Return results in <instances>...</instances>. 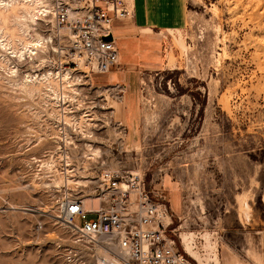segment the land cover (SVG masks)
<instances>
[{"label": "rangeland", "instance_id": "obj_1", "mask_svg": "<svg viewBox=\"0 0 264 264\" xmlns=\"http://www.w3.org/2000/svg\"><path fill=\"white\" fill-rule=\"evenodd\" d=\"M181 3V27L157 36L163 66L126 75V136L111 131L124 120L122 105L109 85L101 87L122 83L120 72L92 75L89 87L81 73L67 70L71 88L58 99L13 85L26 73H66L44 48L12 60L17 79L0 71V264H64L56 245L68 244L69 231L50 214L48 195L24 176L29 156L57 145V133L47 136L39 116L48 111L54 118L61 100L97 116L112 105L116 115L101 116L108 131L93 137L95 148L113 157L106 145L118 143L123 152L113 163L140 172L148 189L162 186L170 230L189 255L202 264H264V0ZM116 44L121 67L128 44Z\"/></svg>", "mask_w": 264, "mask_h": 264}, {"label": "built area", "instance_id": "obj_2", "mask_svg": "<svg viewBox=\"0 0 264 264\" xmlns=\"http://www.w3.org/2000/svg\"><path fill=\"white\" fill-rule=\"evenodd\" d=\"M39 2L42 11L38 30L41 33H49L48 26H52L56 32L67 28L73 34L65 38L53 32L57 43L66 39V51L64 54L59 52L61 62L58 67L75 70L76 59L83 57L89 76L109 75L112 68H118V51L111 23L117 20L131 24L133 4L130 0ZM115 86L120 87V93H124L123 86ZM116 124L119 133L126 135L127 126L121 122ZM71 135L75 137L76 146L60 139L55 145V169H47L46 164L42 163V159L48 157L49 150L40 149L28 158V173L24 175L26 180L34 176V180L46 182L52 204L50 214L64 223L78 244L77 248H71L57 243L58 255L63 263L193 264L181 245L177 244L173 230H170L172 214L162 194V186L161 190L148 189L144 184V176L124 169L123 162L116 170H103L99 163L89 165L87 168H92V173L86 176L92 179L88 187H71L65 181L54 183L57 172L63 176H77L78 170L82 171L79 168L82 166V154L78 152L83 138L72 131ZM125 143L126 140L122 146ZM113 144L115 146L111 147ZM111 145L106 146L113 157L121 158L119 154L123 150L119 144L112 142ZM71 151L77 154L73 156ZM67 156L71 161H67ZM88 200H94L95 203H91L95 206L85 208ZM88 215L93 217L87 219Z\"/></svg>", "mask_w": 264, "mask_h": 264}, {"label": "bare ground", "instance_id": "obj_3", "mask_svg": "<svg viewBox=\"0 0 264 264\" xmlns=\"http://www.w3.org/2000/svg\"><path fill=\"white\" fill-rule=\"evenodd\" d=\"M41 11H42V6L39 0H0V71L8 74L9 76L8 81L12 80L14 77L15 78L18 77L17 67L15 65H12V60L22 61L25 60L26 58L32 59V57H35L37 55V52H39L41 48L47 50L46 54L51 53L52 56L58 57L59 63L61 62L59 52L61 54H64V52L66 51L65 49L66 39L65 41H59L57 43L55 38L53 37V32L55 34L58 33L60 37H65V38L68 37L70 38L72 37L73 34L67 28H62L60 30H57L56 32V30H54L52 26H48L49 33L46 34L41 33L38 30V20H40ZM33 35H35L36 37ZM169 60H171L170 57ZM76 65H77V69L75 70H71L70 68L58 67L59 71H63L66 73H60V72L54 73L47 71L41 73L40 76L32 75V74L30 75L26 73L25 75H23L24 77H20L19 83L15 81L16 83H14L13 85H15V87L18 86L20 88L25 89L28 93L34 92V93H38L39 95L41 94L47 96V92H49V95L53 94L58 99L61 98L64 99L66 97V90H64V88H71L70 85H67L70 84L67 74L69 72L67 70L71 72L81 73L82 76H77L78 79L79 78L82 79L86 77L85 79H87V81L89 82V84H86V86L92 87L91 84L92 75L89 76L88 73L86 72V68L84 66V58L80 57L76 59ZM112 73L114 72L111 71L110 74ZM94 75H99V74H94ZM108 88H111V90L114 91L116 96L115 100L117 102H121L123 98L121 99V96L119 94L120 87L112 85V86H108ZM102 100L106 102L104 98ZM67 102L68 101L66 100H61L57 102L60 107H57L58 110L57 113L54 115V118L51 116L50 112L48 111L41 113L39 118L40 119L44 118L46 120L44 124L45 126L44 128L42 127V129L44 130V132L47 133V136L49 135L50 129H52L57 133L56 134L57 139L55 141L56 144L59 142L60 139L62 141H65L66 143H71L76 146L77 142H75L74 140L75 137L71 135V131L74 134L79 133L82 135L83 141H81L80 143L81 148L78 153L82 154V158L80 159L82 166H80L79 168H82V171L83 170L84 171L82 172L78 170L77 176L75 175L63 176L57 172L56 180H54V183L59 184L65 181L68 184V186L71 187H74V185L88 187V185L91 183L90 179H92L86 176L87 173L88 174L92 173V168H87L89 165H93V164L96 165L99 163V165H102L101 169L103 170H111V169L116 170L119 169L121 165V162L119 161H115V163H113L114 158L111 157V155H106L105 152L103 151L102 146H99V148L96 149L95 145L98 144H94L92 141L93 137L95 136L107 135L108 128H104V127L102 128V123H104L102 117L106 118L107 116L109 118H112L116 114L112 105L107 106L105 103L106 107H99L100 112L98 116L99 117L102 116L100 119L98 118L97 115L94 114V112H91L92 108H89L90 110L82 108L78 112H75V109L73 108L74 106L72 107ZM101 111H105V112L101 113ZM67 117H68V122H65L64 119H66ZM44 119L41 120L44 121ZM80 119H82L81 126H79ZM117 122L122 123V120H119ZM117 122L115 121L113 124H111L110 129L112 132H115L116 134H120L119 131L116 129ZM99 127H101V129ZM43 150H48V149H43ZM76 154L77 153L75 151H71V155L74 156ZM56 158L57 155L55 153V147H54V149L49 150L48 157L42 159V163L46 164L47 169H51V168L55 169ZM67 161H71L70 157L68 156H67ZM28 163H29V159L26 161L24 166L26 173H28V170L26 168V165ZM133 173L139 175L140 177H143V175L140 172H133ZM29 179H31L38 186H40V188L45 192V194L48 195L49 190L46 188L45 185L46 182L42 181L41 179L34 180V176H31V178ZM91 202L95 203L94 200L86 201L84 205L85 208H90L91 206H95V204ZM72 235L73 234L69 231V241L68 244L66 245L71 248H77L78 244L75 243ZM184 253L188 255L185 251Z\"/></svg>", "mask_w": 264, "mask_h": 264}, {"label": "crops", "instance_id": "obj_4", "mask_svg": "<svg viewBox=\"0 0 264 264\" xmlns=\"http://www.w3.org/2000/svg\"><path fill=\"white\" fill-rule=\"evenodd\" d=\"M130 2L133 4V19L131 24H124L117 20H113L111 23V27L114 25L115 28V32L113 33L116 39L115 43L120 40L128 44L126 47L128 59L124 61L123 66L120 67L118 64V68L114 70V74L116 72L122 74V83L116 81L111 84L101 85L112 86L119 84L124 87V93H119L121 99L123 98L122 101L119 102L122 105V117L124 115L123 122L125 121V96L127 89H129L127 82H124L126 75L138 68L153 69L163 66V62L161 61L163 42L162 40H158L159 38H157V36L164 32H168L169 29L181 27L184 20V9L181 0H130ZM117 51L118 58L120 59L118 47ZM170 56L171 59L174 58L172 53H167L165 66L168 68H171ZM184 246L185 248L183 250L186 253L187 251L190 252V247L186 242H184ZM190 257L196 261L197 264H202L197 258L195 259L191 255Z\"/></svg>", "mask_w": 264, "mask_h": 264}, {"label": "water", "instance_id": "obj_5", "mask_svg": "<svg viewBox=\"0 0 264 264\" xmlns=\"http://www.w3.org/2000/svg\"><path fill=\"white\" fill-rule=\"evenodd\" d=\"M106 39H109V38H106Z\"/></svg>", "mask_w": 264, "mask_h": 264}]
</instances>
